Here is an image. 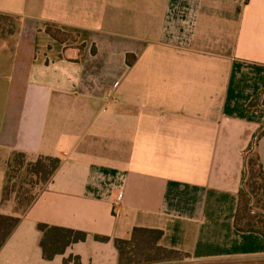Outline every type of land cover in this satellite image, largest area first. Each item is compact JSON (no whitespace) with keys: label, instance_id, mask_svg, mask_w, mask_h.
Listing matches in <instances>:
<instances>
[{"label":"crops","instance_id":"obj_1","mask_svg":"<svg viewBox=\"0 0 264 264\" xmlns=\"http://www.w3.org/2000/svg\"><path fill=\"white\" fill-rule=\"evenodd\" d=\"M0 14L20 20L0 26V213L14 214L12 151L61 159L0 264H118L113 239L134 227L192 260L264 264V236L234 228L252 151L264 169V0H0ZM47 22L79 34V61ZM38 223L89 236L45 260Z\"/></svg>","mask_w":264,"mask_h":264},{"label":"trees","instance_id":"obj_2","mask_svg":"<svg viewBox=\"0 0 264 264\" xmlns=\"http://www.w3.org/2000/svg\"><path fill=\"white\" fill-rule=\"evenodd\" d=\"M13 32L20 22L17 17L0 14ZM10 20V21H9ZM9 23V24H8ZM45 32L54 40L65 45L61 57L77 62L85 49V43L75 44L79 34L67 31L54 22H47ZM95 51V48L92 49ZM130 56H127L128 62ZM264 135L262 129L256 143ZM251 148V147H250ZM61 165V159L54 156L39 155L35 159L20 151H12L7 161L5 179L2 188L1 203H13L14 214L0 213V250L8 241L38 196L47 188ZM42 232L40 246L42 257L52 260L64 254L66 249L78 242L85 241L89 234L85 231L61 226L38 223ZM234 228L240 232H252L264 236V169L257 151H252L247 159V168L243 187L238 195V207L234 219ZM164 231L158 228L134 227L128 238H114L118 250V264H157L189 256L183 251L162 245ZM97 241L107 242L108 236L93 235ZM64 264H81L78 256H69Z\"/></svg>","mask_w":264,"mask_h":264},{"label":"rangeland","instance_id":"obj_3","mask_svg":"<svg viewBox=\"0 0 264 264\" xmlns=\"http://www.w3.org/2000/svg\"><path fill=\"white\" fill-rule=\"evenodd\" d=\"M3 23H5V20L0 19V26H2ZM161 264H232V262L230 261L228 262L226 261H206V262L196 261V260H192L189 256H184L176 260L162 262Z\"/></svg>","mask_w":264,"mask_h":264},{"label":"built area","instance_id":"obj_4","mask_svg":"<svg viewBox=\"0 0 264 264\" xmlns=\"http://www.w3.org/2000/svg\"><path fill=\"white\" fill-rule=\"evenodd\" d=\"M121 197H122V195L120 194V195H119V198H121Z\"/></svg>","mask_w":264,"mask_h":264},{"label":"water","instance_id":"obj_5","mask_svg":"<svg viewBox=\"0 0 264 264\" xmlns=\"http://www.w3.org/2000/svg\"><path fill=\"white\" fill-rule=\"evenodd\" d=\"M253 147H254V146H253ZM253 147H252V148H253Z\"/></svg>","mask_w":264,"mask_h":264}]
</instances>
